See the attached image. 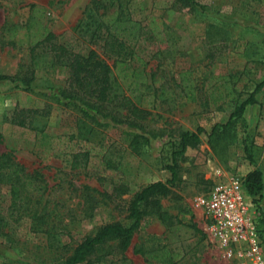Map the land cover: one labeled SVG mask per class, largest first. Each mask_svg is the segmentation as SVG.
<instances>
[{
	"label": "rangeland",
	"instance_id": "1",
	"mask_svg": "<svg viewBox=\"0 0 264 264\" xmlns=\"http://www.w3.org/2000/svg\"><path fill=\"white\" fill-rule=\"evenodd\" d=\"M195 1L125 0L97 10L90 0H0V75L34 76L29 88L0 81V154L30 175L32 201L46 203L50 214L48 226L34 230L27 211L11 203L23 195L14 196L1 176L0 264H61L99 226L129 224L134 192L170 178L184 130L198 131L199 142L177 156L171 193L160 197L159 211L147 210L123 255L113 247L103 264H161L135 251L161 246L179 252L178 264H231L207 236L197 197L215 181L258 169L263 191L256 199L264 207V85L242 118L222 127L264 82V0ZM45 29L57 43L108 63L117 97L89 115L81 102L64 99L67 67L41 45L29 52ZM114 38L124 42L120 55ZM188 86L195 100L185 94ZM122 96L146 113L128 116ZM21 107L39 110L33 128L10 121ZM186 207L192 217L180 212Z\"/></svg>",
	"mask_w": 264,
	"mask_h": 264
},
{
	"label": "trees",
	"instance_id": "2",
	"mask_svg": "<svg viewBox=\"0 0 264 264\" xmlns=\"http://www.w3.org/2000/svg\"><path fill=\"white\" fill-rule=\"evenodd\" d=\"M183 5L189 7L191 4L197 5L195 0H177ZM125 0H90V4L96 8L108 9L117 5L121 8ZM99 25V24H98ZM96 26L98 28L99 26ZM55 34L45 29L42 39L38 40L35 44L31 45L30 54L36 53L35 50L40 45L52 53V59L55 64L63 65L67 67L68 81L67 87L61 90V96L67 100H77L84 105L83 112L90 114L89 111L96 112L99 108V104L104 102H111L117 97L116 91L118 89V81L112 74V69L108 63L99 59L93 51H90L87 55L72 51L67 46L57 43ZM112 47L114 53L117 55L122 54L124 49V42L113 39ZM187 72L179 73V75H186ZM33 75L25 77L23 75H0V81L3 80H20L24 88H29L30 82L33 80ZM264 82H260L256 85L254 90L249 96L243 100L237 108L230 114L228 121L222 127H228L235 121L242 118L244 108L248 104L255 103V94L261 89ZM185 94L191 99H196V94L192 86H188L185 89ZM122 102L120 106L126 110L128 116H141L142 113H146V110L141 106L134 103L129 97L122 96ZM39 110L31 107L16 108L12 111L10 121L13 124L19 126L34 127V120L38 116ZM131 122V121H130ZM217 125H214L210 135L214 134L217 130ZM201 130V129H199ZM1 138V133H0ZM132 142H136L133 140ZM199 142L198 131L190 132L184 130L180 133L178 148L172 153V164L168 165L170 171V178L166 181H155L142 187L140 190L134 192L133 197L129 201L127 218L130 223L124 225L120 222H110L103 224L97 228V230L91 234L85 236L80 242L76 244L72 252L66 256L61 264H103L104 256L108 252H112L114 247L117 251L123 255L128 246L130 245L131 238L134 232L139 229L142 224L143 217L147 214V210L150 212H157L160 210V197L167 196L171 193V187L177 180V156H182L186 149L189 147H195ZM86 156V154H84ZM19 168L22 172L19 175L15 169L11 167ZM0 177L6 176V180L9 181L12 188L11 193L14 196L19 197L18 201L15 198L12 199V206L17 210L27 211L32 218L31 227L34 230H41L43 227H47L49 223V211L46 203L40 204V201H32V197L29 193L26 184V177H30L23 173L24 168L14 161L7 153L0 154ZM6 170V171H5ZM244 185L251 196L262 193L263 181L262 173L258 169L251 170L243 177ZM203 181V179H202ZM207 186L211 185V181H204ZM17 190H14V188ZM131 191L132 188L123 189V191ZM208 190V187L205 189ZM264 197V193H263ZM183 214H190L192 212L189 208L185 210L179 209ZM264 212V207H263ZM1 219V218H0ZM196 232H202L197 228L195 223L189 225ZM262 231L264 233V217L261 222ZM201 237V238H202ZM116 241L114 245L109 244V241ZM200 240V238H199ZM136 252L145 255L147 258L151 257L160 262L161 264H178L179 252L173 251L166 246L153 249L152 251H146L139 247ZM99 252H101L99 254Z\"/></svg>",
	"mask_w": 264,
	"mask_h": 264
},
{
	"label": "built area",
	"instance_id": "3",
	"mask_svg": "<svg viewBox=\"0 0 264 264\" xmlns=\"http://www.w3.org/2000/svg\"><path fill=\"white\" fill-rule=\"evenodd\" d=\"M204 230L231 264H264L263 205L251 196L241 176L215 181L197 197Z\"/></svg>",
	"mask_w": 264,
	"mask_h": 264
}]
</instances>
